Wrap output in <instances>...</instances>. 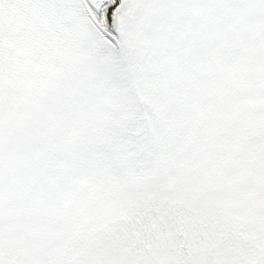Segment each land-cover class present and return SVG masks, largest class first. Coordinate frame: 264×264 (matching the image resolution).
I'll list each match as a JSON object with an SVG mask.
<instances>
[{
	"label": "snow or ice",
	"instance_id": "6c2138e0",
	"mask_svg": "<svg viewBox=\"0 0 264 264\" xmlns=\"http://www.w3.org/2000/svg\"><path fill=\"white\" fill-rule=\"evenodd\" d=\"M0 264H264V0H0Z\"/></svg>",
	"mask_w": 264,
	"mask_h": 264
}]
</instances>
